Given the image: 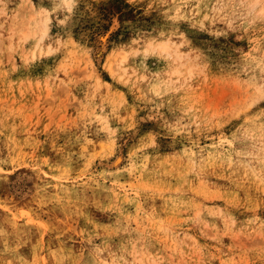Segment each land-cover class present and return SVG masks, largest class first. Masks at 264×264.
Segmentation results:
<instances>
[{"label":"rangeland","instance_id":"obj_1","mask_svg":"<svg viewBox=\"0 0 264 264\" xmlns=\"http://www.w3.org/2000/svg\"><path fill=\"white\" fill-rule=\"evenodd\" d=\"M0 264H264V0H0Z\"/></svg>","mask_w":264,"mask_h":264}]
</instances>
